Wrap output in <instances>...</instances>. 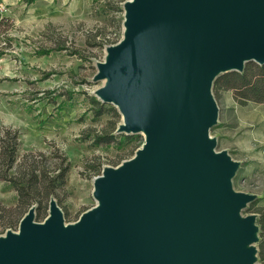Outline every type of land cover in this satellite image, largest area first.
<instances>
[{
	"label": "water",
	"instance_id": "obj_1",
	"mask_svg": "<svg viewBox=\"0 0 264 264\" xmlns=\"http://www.w3.org/2000/svg\"><path fill=\"white\" fill-rule=\"evenodd\" d=\"M121 41L93 81L138 135L131 159L93 180L95 206L65 224L55 200L36 223L0 237V264H256V196L235 192L239 169L209 137L215 79L264 66V0H128Z\"/></svg>",
	"mask_w": 264,
	"mask_h": 264
},
{
	"label": "rangeland",
	"instance_id": "obj_2",
	"mask_svg": "<svg viewBox=\"0 0 264 264\" xmlns=\"http://www.w3.org/2000/svg\"><path fill=\"white\" fill-rule=\"evenodd\" d=\"M125 1L36 0L28 5L1 0L0 134L7 128L18 133L16 165L21 171L52 178L66 170V177L62 187H53L48 195L40 188L37 199L23 205L0 170V237L17 233L31 206L36 207L34 221L43 222L50 199L58 204L65 224L76 222L96 204L93 180L102 171L95 174V168L116 167L143 145L141 134L137 142L122 147H94L90 141L108 131L109 122L116 129L122 122L120 115L117 121L110 114L97 118L87 96L102 86L93 78L105 50L121 41ZM212 94L219 112L209 137L216 139V151L228 152L239 164L232 188L256 196L242 214L254 215L257 222L264 210V104H237L235 93L214 92L213 86ZM260 235L259 230V240ZM258 243L256 264H264Z\"/></svg>",
	"mask_w": 264,
	"mask_h": 264
},
{
	"label": "trees",
	"instance_id": "obj_3",
	"mask_svg": "<svg viewBox=\"0 0 264 264\" xmlns=\"http://www.w3.org/2000/svg\"><path fill=\"white\" fill-rule=\"evenodd\" d=\"M26 4L31 5L36 0H24ZM121 2L125 0H120ZM1 2V0H0ZM214 92L223 90H231L235 93V101L237 104L244 105L248 102L264 104V66H259L255 63H248L242 73H225L220 76L213 83ZM88 100L95 112V116L100 118L102 116L110 114L117 119L120 117L118 111L112 106L102 104L96 97L87 96ZM111 124V126H108ZM107 125L109 130L102 132L98 135H94L90 139L93 146H109L112 143H117L118 147L124 146V144H134L139 140L138 135H114L116 130L115 122ZM0 134V170L2 174V180L10 184L16 191L18 201L21 204L28 205L34 199H37L40 188H43L48 195L49 191H52L53 187H62L64 179L66 177V170L59 172L52 178H45L46 174H37L36 171L30 170L21 171L20 167L16 165L17 162V150L20 145L19 135L16 131L7 130L1 131ZM135 147V145L133 146ZM2 166V167H1ZM15 169V173L13 172ZM95 174H99L102 169L95 168ZM9 172H12L8 176ZM250 206V205H249ZM250 210V208H247ZM258 228L260 230V240L258 243V252L261 259L264 258V210L259 212V218L257 219Z\"/></svg>",
	"mask_w": 264,
	"mask_h": 264
}]
</instances>
